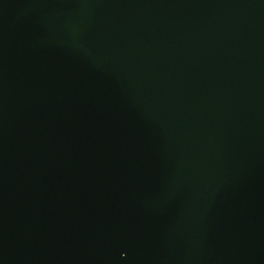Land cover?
Listing matches in <instances>:
<instances>
[{"label": "water", "instance_id": "1", "mask_svg": "<svg viewBox=\"0 0 264 264\" xmlns=\"http://www.w3.org/2000/svg\"><path fill=\"white\" fill-rule=\"evenodd\" d=\"M0 264H264V0H0Z\"/></svg>", "mask_w": 264, "mask_h": 264}]
</instances>
